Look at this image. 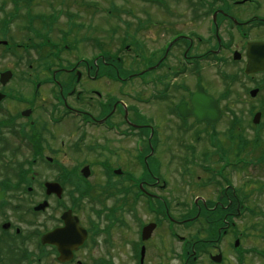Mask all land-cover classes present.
I'll use <instances>...</instances> for the list:
<instances>
[{"label": "flooded vegetation", "instance_id": "obj_1", "mask_svg": "<svg viewBox=\"0 0 264 264\" xmlns=\"http://www.w3.org/2000/svg\"><path fill=\"white\" fill-rule=\"evenodd\" d=\"M152 4L137 79L125 40L85 57L49 39L51 61L30 63L29 80L12 70L17 87L0 71V251L26 249L9 264H118V251L130 264H264L239 225L264 216V180L250 185L259 197L236 183L264 175V0Z\"/></svg>", "mask_w": 264, "mask_h": 264}, {"label": "rangeland", "instance_id": "obj_2", "mask_svg": "<svg viewBox=\"0 0 264 264\" xmlns=\"http://www.w3.org/2000/svg\"><path fill=\"white\" fill-rule=\"evenodd\" d=\"M163 1H168L169 4L173 5L174 2L182 0H33V3L31 4V12L36 14V19L31 23H28L23 20L21 15L14 19L10 25L6 26L9 30L5 31L2 35V19L5 17V12L12 9V2L11 0H0V7L2 5L4 6V10H0V40H6L8 43L7 45L0 44V71L10 68L11 71L14 70L15 73L17 72V75H20L21 73L26 74L28 80L33 78V76H28V73L32 72V68L29 67V64L41 63L46 60L43 58L44 55L42 56L40 54L41 51H43L42 54L46 52V47L44 45L46 41L38 38L36 30L47 32L46 40H48V38L58 41L59 39H63L62 43H67L69 41L71 43H69L70 45H73L75 49H78L76 54L78 56L84 55L85 57H91L93 53L98 51L95 45L96 42L106 44L105 47L114 50V52L118 51L116 48H118V45L122 40H125L127 43H135L131 49L125 50L127 54H123V52H118V54L122 59L121 62L124 63L127 70L136 72L144 69L146 67L145 64L140 63L139 60L133 59H137L135 52H140L141 49L145 48L146 43L149 45L152 44L150 37L153 36L154 32H152V30L154 29L151 25H145L146 30H140L139 23L142 22L140 17L148 14L156 15V5L152 3H160ZM109 7L113 8L114 11L108 12L107 9ZM26 9L25 6L20 8V14L25 15ZM38 14H44L48 17L53 15V25L49 24V20H46L47 26L44 25L45 22L43 23L37 20ZM24 23L27 25H23ZM51 26L52 28L50 29L49 27ZM138 41H140L139 45L137 44ZM149 51L150 49H148L146 53L148 54ZM74 55L75 53L73 51L63 52V56L69 57L70 59L73 58ZM134 72L129 74L130 80L137 79ZM13 78L14 77L11 79ZM18 79L19 76L15 77L12 82H9L10 86L17 87ZM212 82L214 81H211V83ZM28 85L29 88H31L30 84ZM136 86L137 83L135 81L134 84L131 85V88L135 89ZM142 108L146 112L151 110L149 105L142 106ZM191 143L194 142L191 141ZM127 144L129 145V142L124 145L125 148L128 147ZM185 155V153H182V156ZM197 158L200 159L201 157L197 156ZM178 173L179 172L173 177V183L175 186L183 187L184 192H187L188 188L179 180L180 176H178ZM199 174L200 172H197V175ZM250 175L252 176V174ZM250 175L241 174V177L236 179V183L241 187V190H244L242 192L247 194L253 193L251 194L252 197H259L260 195H257L255 190L250 189V185L253 186L255 184L257 187L258 185L256 184V181H259V179L256 178L261 177L263 178L261 180H264V175L257 174L253 179ZM184 180L188 183H193L200 182L202 178L195 176L193 182H190V178H184ZM205 181L207 182V180ZM261 196L263 195L261 194ZM182 199L185 198L182 197ZM180 212L181 211L176 208L175 204V214L178 216ZM250 223L257 225V230L254 235L250 228L246 226ZM239 225L240 230H243L244 227L247 228L245 231H247L251 241L254 238L263 241L259 246L264 247V228L260 229L262 225L264 226V216H253L247 213L244 217L240 218ZM205 226L204 223H198L196 226L192 225L190 228H193V230L190 232L199 236L201 228H205ZM175 246L178 249V244ZM33 249L35 250L33 256H36L38 250L35 247H33ZM24 250H26L24 247L15 245V247L12 246L11 253L7 249H5V251H0V264H9L11 258H14V256L17 257L20 253L22 254ZM7 255L9 256L8 258L6 257ZM89 255L91 256V254ZM115 255H117L116 259L118 264H130L122 259L120 251L115 253ZM30 256L32 258V255ZM83 258L87 259V255L84 254ZM87 261L88 263L90 262L89 264H92L91 259ZM25 263L26 261L21 262L20 264ZM170 264L185 263L182 261L181 257H177L175 260L171 261Z\"/></svg>", "mask_w": 264, "mask_h": 264}, {"label": "water", "instance_id": "obj_3", "mask_svg": "<svg viewBox=\"0 0 264 264\" xmlns=\"http://www.w3.org/2000/svg\"><path fill=\"white\" fill-rule=\"evenodd\" d=\"M10 76H11V73H10V72H6V73H4V74L2 75L1 79H2L3 82H5V81H7V80L10 78ZM204 96H207V94L204 92V90H203L202 88H200V89L197 91V93L193 96V101L195 102V101L201 99V97H204ZM2 98H3V95L0 93V100H1ZM181 110L184 112V109L181 108ZM206 110H207V116H199V113H200V112H202V114H206V113L204 112V111H205L204 109L201 110V109H194V108H193V109L191 110V113L196 114L200 119H204V118H205V119L213 120L212 117H210V112H209V110H208V109H206ZM214 112H215V115L218 114L216 110H215Z\"/></svg>", "mask_w": 264, "mask_h": 264}]
</instances>
